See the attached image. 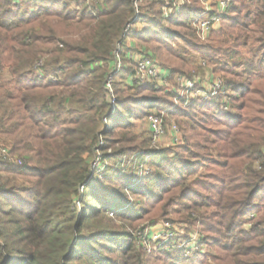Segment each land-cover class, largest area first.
<instances>
[{"label":"trees","instance_id":"obj_1","mask_svg":"<svg viewBox=\"0 0 264 264\" xmlns=\"http://www.w3.org/2000/svg\"><path fill=\"white\" fill-rule=\"evenodd\" d=\"M28 2L33 6L28 7ZM134 3L0 0V76L10 75L8 83L0 81V138L10 144V154L0 155V169L7 174L0 176V264H162L164 256L170 264H210L205 255L189 259L169 251L149 255L136 235L110 230L108 215H123L125 208L111 202L122 200L125 193L112 190L113 168L106 169L102 162L95 166L98 154L112 151L118 132L123 133L119 144L135 141L134 121L148 118L154 109L162 115V107L168 104L151 95L157 91L152 83L127 84L134 72L132 64L118 75L113 108L106 84L115 52L123 41L122 49H129V38L137 42L134 53L143 50L140 43L151 39L168 45L173 40L192 44L197 38L193 23L203 12L200 0H190L177 15L165 19L161 9L165 2L142 3L127 40L123 35L136 17ZM256 26L260 28L258 51L264 52V0H234L223 17L213 58L235 59L240 54L237 49L249 45ZM40 62L43 66L38 70ZM219 63L215 72L230 74L227 63ZM258 69L264 72V61L261 68L253 62L246 68L254 80L224 82L235 103L233 112L224 110L221 98L197 103L215 105L218 116L228 121L223 125L226 130L207 140L204 148L225 162L219 164L222 179L213 189V200L194 202L188 208L218 209L216 225L226 227L228 234L220 232L227 242L214 246L225 253L228 264H264V203L257 204L264 199L258 200L260 193L264 196V75ZM169 72L171 79L179 75ZM183 110L170 115L188 113ZM127 156V148H122L105 157L117 165ZM10 157L19 162H10ZM159 159L154 162L157 168L164 166ZM127 169L124 189L144 193L142 182L131 188L136 173L132 167ZM170 171L168 177L158 174L152 180L159 185L178 175L166 182L164 193L173 200L179 195L187 198L196 185L189 178L197 171L190 166ZM20 178L21 185L16 183ZM260 208L259 221L244 230L245 222L238 219ZM150 258L158 263H150Z\"/></svg>","mask_w":264,"mask_h":264},{"label":"rangeland","instance_id":"obj_2","mask_svg":"<svg viewBox=\"0 0 264 264\" xmlns=\"http://www.w3.org/2000/svg\"><path fill=\"white\" fill-rule=\"evenodd\" d=\"M151 1L155 0H148L147 2L145 1V3ZM156 1H163L165 4L169 2V0ZM187 1L190 3V0ZM208 2H211L214 5L213 7H216L215 0H208ZM28 3V7L34 4L33 2L32 5H30V2ZM200 4L204 10V5H206L205 2L200 0ZM164 5L161 6V9H163ZM222 23L223 20L216 29L211 30L204 38L199 36L193 26V31L197 38L191 42L192 44H185L186 42L182 40H173L172 43L168 45L163 44L162 41H158L157 39H151L146 43H140L141 46L143 45L142 48L145 53L149 52L152 54L151 56L157 65L160 67L163 66L162 68L168 71L173 70L179 73V75H176L174 78L172 76L170 81L171 87L168 86L161 90L156 88V93L151 94L168 102V104L166 106L164 105L161 109V114L163 115V134L155 139L149 129L148 118L144 119L143 117L137 119L134 121L137 126L132 131V134L135 136V141L129 144H119L118 140L123 137V133L118 132L117 138L115 139V147L112 151L107 153L99 152L95 162V166L99 164V162H102L106 169L113 168L114 171L109 173V175L114 178V182L111 181L113 182L112 190L125 193L122 200L119 198V201H110L111 204L114 203L119 206H125L123 209L124 213H122L123 215H118V217H116L115 213V215H108L112 217L110 230H115L117 232L125 231L134 235L143 230L148 232L150 240L147 239V241L150 242H152V233H154L153 242L156 241L155 235L159 238V242L150 243L144 240V244L147 245L149 243V245L148 248L145 246L146 249L142 247V250L149 255L166 254V251H169L171 254L179 253L182 255L183 259L205 255L209 256V258H204V260L208 261L210 264H228L226 262L225 253H222L219 248L214 246L218 242H227L221 236L220 232L225 235L228 234L226 227L216 225L217 219H214V215H216L218 209L214 206L207 209L199 208L198 206L188 208L193 205L194 202L203 204L206 200H213L214 198L213 189L215 186H218L217 180L222 179L221 176H218V173L221 171L219 164L225 161L218 158L215 153L206 152L204 148L207 140H214L218 133L222 130H226V127L223 125L227 124L228 121L218 116L215 111L217 108L215 105L201 107V105L197 104L203 101L212 102L216 99L205 100L197 98L195 95L196 91H194L195 96L193 97L190 92L182 90L180 83L176 80L179 76L188 78L191 82H197L196 89H198L204 88L207 81L211 78L220 79L223 82L228 80L236 83L241 81L248 82L249 79L252 81L256 78L250 74L249 71L247 72L245 70L252 62L255 67L261 68L262 62L264 61V52L258 51V40L260 37L259 26L253 27V32L251 34L252 39L249 45L247 47H239L237 50H239L240 54L237 55L235 59L224 58L222 61V59L213 58L215 55L214 48L218 46V31L222 27ZM142 29L143 26L139 24L138 33H140ZM175 29L182 34L186 32L184 29ZM127 36L128 35H126V38ZM197 40L199 43H197ZM122 44L124 46L126 45L124 41ZM128 45H130L129 49L125 48L123 50V59L127 53H130L134 57V48L137 42L129 38ZM219 62L227 63L230 74L215 72L216 66L221 64ZM204 63H206L207 66L203 67L202 65ZM132 64V60L124 59L123 69L116 75H113L111 90L107 88L110 93V102L111 100L115 101L112 104L113 108L117 104L115 82L118 80V75H120L123 70H128L129 66ZM258 70L261 71L258 72L260 73L259 75H264L262 69ZM0 79L1 82L8 83L10 81V75L8 72H5L0 76ZM198 79H200V81ZM127 84L129 86H134L136 84L132 74L128 77ZM172 89L173 91L170 93L169 90ZM227 92L229 94L228 98H221L218 101L220 105L223 104L225 111L231 113L233 112V105H235V103H233V97L230 92ZM125 94L121 96L124 97L132 93L129 92ZM187 101H189V103H187ZM192 106H194L196 111L192 110ZM180 109H184L183 111L188 110V113L175 112V115H170V112ZM152 114L157 115L159 113L157 109H154ZM174 127L178 129V132L174 131ZM148 137L151 140L149 143L147 142ZM176 137L178 138L177 141H175ZM8 145L10 144H8L7 138H0V155L3 154L4 150L10 154L7 151ZM122 148H127L128 150V156L123 159V163L116 165L113 161L106 160L105 156H112L116 150ZM144 152H150V155H146ZM159 158H162L164 166L157 168L154 166V162L156 160L159 161ZM9 159V161L13 163L19 162L17 157H10ZM183 162H188L189 165ZM187 166L197 171L195 175L193 174L189 178V182L195 181L196 185L191 186L192 191L188 192L187 198H183L182 195H179L173 200L171 195H166L164 193L167 183L171 182L170 180L173 178H178V175L172 176L171 179H165L167 183H160V187L158 183H154L152 180V178L158 177V174L168 177V174L172 172L170 171L171 169L174 171L176 169L182 170ZM131 167L134 169V173H136V177L133 181L136 184L132 185L131 188L140 187V183L142 182V186H145L143 188L144 193L142 194L132 193L124 189V181L122 178L124 177L123 175L128 173L129 170L127 168ZM99 174L103 177L105 173L100 172ZM6 175L5 171L0 169V176L4 177ZM9 178H13V176ZM144 178L146 179L144 180ZM16 183L21 185L24 183V180L21 178L17 179ZM162 185H164L163 190L161 188ZM263 197L264 196L260 193L258 200ZM263 203L264 199L261 200V202H257V204L261 206ZM261 210L262 208L251 213L249 216L246 215L241 217L237 222H239V220L240 222L244 221L243 229L250 230L254 223L259 221L262 216L263 212L259 213ZM104 218L108 217L105 215ZM202 221H205V227H202ZM190 222H193V224ZM212 243L213 246L211 245ZM194 244H196L195 247ZM113 258L117 259V255ZM148 261L150 263H158L154 258H150ZM162 264H170L169 257L164 256ZM184 264H192V262H186Z\"/></svg>","mask_w":264,"mask_h":264},{"label":"built area","instance_id":"obj_3","mask_svg":"<svg viewBox=\"0 0 264 264\" xmlns=\"http://www.w3.org/2000/svg\"><path fill=\"white\" fill-rule=\"evenodd\" d=\"M66 1V0H65ZM148 0H135L134 6L136 11V17L135 19L127 26L123 37L125 38L127 33L133 28V26L138 22L139 19V6L142 3H145ZM150 1V0H149ZM206 5H204L203 12L195 19L193 26L195 27L197 33L200 37H205L211 30L216 29L222 22L224 15L227 13L230 5L234 0H215L216 7H213L214 5L211 2H208V0H203ZM188 3L187 0H172L166 3L162 9V15L165 17V19H169L175 15H177L182 8ZM130 45H128L129 47ZM122 43L119 44L116 52H115V58L113 62V67L111 69V73L107 80V88L111 90L112 88V79L113 75H116L123 69V62L124 59H130L133 61L134 72L133 80L136 84H153L155 88L163 89L167 88L168 86L171 87L170 81H171V73L160 67L156 64L154 59L149 53H145L144 50L140 51L139 53H134V57L128 53L127 57L122 58ZM43 66V63L40 62L37 66L38 70L41 69ZM203 67L207 66L206 63L202 65ZM178 83L181 85V89L185 90L186 92H190L193 97L196 95L197 98L205 99V100H211V99H220V98H228L229 94L227 92V89L225 88L224 82L220 79L211 78L207 81L206 86L204 88H198L196 89L197 82L193 81L191 82L190 79L185 78L183 76H179L176 78ZM200 81V79H198ZM170 93H172V90H169ZM194 91H196L194 95ZM193 92V93H192ZM115 101L111 100V104H113ZM189 103V101H187ZM188 105V104H187ZM148 125L151 133L154 135L155 139L163 134V115H150L148 117ZM174 131L178 132V129L174 127ZM178 138H175V141H177ZM103 145V142L100 143ZM3 154L7 155L8 153L4 150ZM147 233V234H146ZM160 234V233H159ZM153 236L154 233H152V242L147 241L150 240V236L148 235V232L146 231H140L138 234H136V238L139 241V244L144 248L145 246L148 248L149 243L146 245L144 244V240L150 243H158L159 238L155 235V240L153 242ZM146 238V239H145ZM196 244H194L195 247ZM145 247V249H146ZM192 247V248H194ZM192 250V249H191Z\"/></svg>","mask_w":264,"mask_h":264}]
</instances>
